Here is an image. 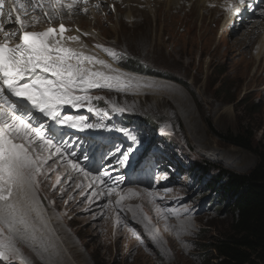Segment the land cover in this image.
Returning a JSON list of instances; mask_svg holds the SVG:
<instances>
[{
  "label": "rangeland",
  "instance_id": "obj_1",
  "mask_svg": "<svg viewBox=\"0 0 264 264\" xmlns=\"http://www.w3.org/2000/svg\"><path fill=\"white\" fill-rule=\"evenodd\" d=\"M208 1L179 0L168 4L156 0L149 3L148 10L144 6L137 9L128 0H102V4L90 0L93 4L82 10L83 14L77 9L74 11L77 16L73 11L68 12L65 22L72 36L80 34L87 46L97 47L96 41L100 50L115 52L121 60L113 59L104 51L113 62L128 68L134 62L131 68H135L137 61L142 60L155 70L153 77L128 73L154 87H133L126 94L111 92L105 100L130 111L133 120L142 116L150 125L162 124V129L173 133L174 140L189 149L187 154L191 160L201 167L214 169L212 177L221 171L243 175L257 164V157L220 141L219 136L247 134L253 148L259 147V143L260 147L264 145V58L259 64L256 62L264 34L253 33L256 28L249 31L252 22L234 32L228 31L223 24V6ZM130 6L135 8L131 19L126 18ZM89 29L98 35L82 34ZM207 124L218 136L208 130ZM149 133L148 127L142 125L141 134ZM136 138L138 143L129 145L133 149L131 165L140 166L143 162L139 170L141 177L145 176L153 184H161L160 177H163L168 183L160 164L171 169L175 166V157L169 151H160L156 143L142 142L139 135ZM127 145L126 141L114 138L110 144L114 149L107 156L119 157L116 147L126 151ZM36 150V155L43 160L42 152ZM185 160L189 166L191 161ZM201 176L208 180V175ZM67 177L56 163L50 166L48 184L42 187L40 198L47 218L45 243L52 247L43 254V259L23 248L28 264H53V261L54 264H207L206 258L212 254L205 246L226 229L230 219L226 210L220 211L228 207L229 201H215L218 196L215 189L203 192L195 189L198 185L186 186L190 175L185 170L176 186L151 190L150 185L119 188L158 192L164 197L159 206L152 203L150 195L144 198L111 191L110 197L120 200V205L114 199L106 200L104 208L99 209L98 196L92 189L85 186L65 189ZM168 199L175 202L172 209L180 215H169L165 220L159 207ZM119 207L123 210L117 211ZM144 216L155 227V233L145 230ZM182 223L190 227L181 230Z\"/></svg>",
  "mask_w": 264,
  "mask_h": 264
},
{
  "label": "snow or ice",
  "instance_id": "obj_2",
  "mask_svg": "<svg viewBox=\"0 0 264 264\" xmlns=\"http://www.w3.org/2000/svg\"><path fill=\"white\" fill-rule=\"evenodd\" d=\"M5 2L6 0H0V16L6 13L11 20L13 13H17L15 23L19 27L16 31L8 32L0 24V31H3L5 37L0 40V262L12 264L19 260L20 264H28L23 248L37 253L43 259V254L48 253L52 247L45 243L47 218L39 195L41 182L38 177L44 175L45 161L36 155L37 150L33 145L40 142L41 146L63 155L62 147L55 144L53 138L45 132V125L40 123L38 127L35 126V113L39 112L47 120L60 125L99 128L101 124L86 123L83 116L63 115L61 107L69 105L79 108L86 100L90 103L93 99H103L87 95L89 89L107 88L127 92L133 87L154 86L113 67L103 59L85 55L83 51L67 46L64 41L78 43L79 37H65L64 33L69 30L63 24L58 30L49 27L41 32L25 31L26 23L19 14L26 12L23 0H7V8L4 7ZM51 2L54 5L59 0ZM246 2L247 0H240L241 5ZM30 6L35 11L37 0H31ZM17 33L19 43L10 46L9 40ZM104 51L113 59L117 58L115 52L107 49ZM95 65H99V68L94 67ZM108 103L114 112L122 113L126 110ZM88 111H93V108L89 106ZM104 114L107 115V112ZM120 131L131 141L138 143L137 138L128 130ZM115 151L120 154L115 157L117 162L126 167L133 151L131 146L127 151H122L117 146ZM68 163L73 168H80L78 162L74 163L69 159ZM106 175L107 172L100 173V177ZM112 187L114 185L108 188L109 192ZM116 204L119 206L120 200ZM129 210L133 211L131 208ZM184 211L187 212L188 209L185 208ZM169 215L179 217L180 212L167 209L161 218L166 220ZM142 223L146 231L155 233V227L147 216L143 217ZM189 227L188 224H181V230L186 231ZM49 258L52 259V254Z\"/></svg>",
  "mask_w": 264,
  "mask_h": 264
},
{
  "label": "trees",
  "instance_id": "obj_3",
  "mask_svg": "<svg viewBox=\"0 0 264 264\" xmlns=\"http://www.w3.org/2000/svg\"><path fill=\"white\" fill-rule=\"evenodd\" d=\"M139 62V61H137ZM144 63V61H140ZM134 62L129 63V68ZM147 65V64H146ZM208 130L217 135L210 124ZM218 136V135H217ZM220 141L228 145L240 147L253 153L257 164L246 174H232L221 171L212 177L213 168L194 164L198 175H208L207 189H215L218 196L215 201H229L222 212L230 215L227 227L211 238L205 250L212 254L206 258L207 264H264V145L253 148L250 135L219 136ZM172 144L184 151L182 144L173 140ZM188 150V149H187ZM215 204V202H212ZM211 261V262H210Z\"/></svg>",
  "mask_w": 264,
  "mask_h": 264
},
{
  "label": "bare ground",
  "instance_id": "obj_4",
  "mask_svg": "<svg viewBox=\"0 0 264 264\" xmlns=\"http://www.w3.org/2000/svg\"><path fill=\"white\" fill-rule=\"evenodd\" d=\"M80 1V0H79ZM96 1V3H99L100 2V4H102V0H95ZM111 1V0H110ZM118 1H122V0H118ZM129 2H134V6H136V8L138 9V8H140V7H142V6H144V8H147L148 7V5H149V3H151V2H156V0H128ZM159 1V0H158ZM162 1V0H161ZM167 1V3L168 4H170V3H172V2H178L179 0H163V2H166ZM210 1V0H209ZM218 1H220V0H213L211 3H218ZM183 2V1H182ZM113 3H115V2H113ZM158 3V2H157ZM93 3L92 2H90V0H89V3H86V4H84V5H82V6H76L75 8H72L73 10H69V7L66 9V12L68 13H71L72 11V14H74L75 16H77L78 15V13L77 14H75L74 13V11L77 9L79 12L81 11V13H79V14H83L82 13V10H84L85 9V7H87L88 5L90 6V5H92ZM108 5V4H107ZM110 5V4H109ZM114 5V7L116 8V6H115V4H113ZM119 7V6H118ZM236 7H242V6H239V5H236ZM133 10H132V9ZM212 8H214V7H212ZM148 9V8H147ZM201 9V8H200ZM115 10V9H114ZM149 10V9H148ZM168 10H169V8H168ZM195 10V9H194ZM196 10H197V8H196ZM134 11H135V8H133V7H131L130 6V8H129V11H128V14H127V16H126V18H129V19H131V18H133V16H132V13H134ZM172 12V11H171ZM203 13V12H202ZM59 14V13H58ZM61 15H63L62 13H60ZM118 14V13H117ZM141 14V13H140ZM139 14V15H140ZM180 14V13H179ZM208 14V13H207ZM106 16V15H105ZM108 16H109V14H108ZM181 16V15H180ZM232 16H233V14H232ZM228 18H231V17H229V15L227 16ZM76 18V17H75ZM118 18V17H117ZM123 18V17H122ZM195 18V17H194ZM140 19H142V18H140ZM180 19V18H179ZM138 20V19H137ZM125 21V20H124ZM134 21H135V19H134ZM225 21H227V22H232L231 20L230 21H228L227 19L225 20ZM264 21V20H263ZM126 22V21H125ZM118 24V23H117ZM69 27V26H68ZM76 27V26H75ZM127 27V26H126ZM204 28V27H203ZM42 29H44V28H42ZM68 29V28H67ZM73 30V29H72ZM258 31V29L257 30H255V32H257ZM117 32V31H116ZM119 32V31H118ZM162 32V31H161ZM73 33H75V32H73ZM80 33V32H79ZM204 33V32H203ZM86 34H90V35H93V36H97L98 35V33L97 32H95V31H93V30H91V29H89V30H87L86 31ZM263 34H264V27H263ZM68 36H72V34H70V31H66V36L65 37H68ZM76 36V35H75ZM117 36V35H116ZM204 36V35H203ZM208 36V35H207ZM79 37V42L78 43H76V42H71V41H64V43H66L67 44V46H69V47H73V48H75L77 51H80V48H81V42H80V35L78 36ZM84 38V37H83ZM84 52V54L85 55H93V56H95V57H97V58H99V59H103V60H105L106 62H108L104 57H103V55H101V54H97L95 51H94V49L93 48H91V47H89L88 46V49L87 50H84L83 51ZM263 58H264V36L262 37V40H261V42H260V45H259V48H258V50H257V55H256V62H257V64H259L261 61H263ZM109 63V62H108ZM94 67H96V68H99V65H95ZM135 101V100H134ZM39 153V152H38ZM46 154H43V160L45 161V164H44V169H43V172H44V175H41L40 177H38V179L40 180V182H41V184H42V186H40V189H39V195L42 197V193H43V189H42V187H44V186H47V184H48V176H49V168H50V166L52 165V164H54V163H56L57 164V166L60 168V167H62V171L65 173V174H67L68 175V179L66 178V182L64 181V187H65V189H67V188H73V187H75V186H77L76 188H80L81 186H85V187H88L89 189H92L95 193L94 194H96L97 196H98V200H97V204H98V206H97V208H104V201H106V200H109L110 202L111 201H113V199L115 200V202H117V198L116 197H110L109 196V193H108V190H107V187H108V185H107V181L105 180V178L104 177H100V175H97V176H92V175H90V174H86V173H84V174H80V175H77L75 172H70V173H67V170L66 169H64V167L62 166V165H60L61 164V161L59 160V159H57V160H53L52 158H50V156H45ZM59 164V165H58ZM129 167L131 166V164H129L128 165ZM77 176H79V177H77ZM75 178V179H74ZM73 179V180H72ZM55 186V185H54ZM54 186L51 188L52 190H54ZM63 186V185H62ZM56 187V186H55ZM60 189H61V191L63 190V187L61 188L60 187ZM116 193V192H115ZM118 193H120L119 195H127V194H131V195H137L138 197H144V198H148V195H149V193H151V195L150 196H152V198H153V200H152V203L155 205V204H157L158 206H159V203H161L162 201H163V199H164V197H162V196H160L159 195V193L158 192H154V191H152V192H147V191H144V190H141L140 192H137V191H134V190H132V189H128V190H120L119 189V191H118ZM111 195V194H110ZM109 197V198H108ZM161 212V211H160ZM49 225V224H48Z\"/></svg>",
  "mask_w": 264,
  "mask_h": 264
}]
</instances>
